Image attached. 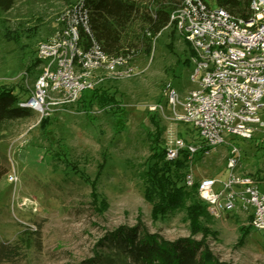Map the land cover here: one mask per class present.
<instances>
[{
  "label": "rangeland",
  "instance_id": "374dc122",
  "mask_svg": "<svg viewBox=\"0 0 264 264\" xmlns=\"http://www.w3.org/2000/svg\"><path fill=\"white\" fill-rule=\"evenodd\" d=\"M14 1L11 9H0V88H14L28 100L40 72L37 46L62 28L61 14L77 0ZM130 64L131 75L99 85L102 96L121 100L118 109L106 108V99L92 100L85 91L75 102L51 104L52 112L43 116L50 120L46 130L34 110L0 124V249L21 244L16 254L0 255V264H90L97 253L108 252V232L136 225L169 241L202 240L222 262L264 264V230L249 227L250 220L236 213L215 216L209 211L201 221L207 230L198 231L195 224V232L186 211L153 212L145 197L144 171L152 155L151 137L160 129L155 119L164 127L165 140L173 129H189L200 140L193 124L173 120L164 88L172 83L183 100L200 81L192 78L196 66L190 44L171 26L152 42L150 52L143 50ZM158 103L163 112L149 110ZM260 115L264 120V108ZM225 137L242 150L235 173L244 168L255 177L264 166V129L251 139ZM58 142L65 144L66 154L53 158ZM227 142L204 157L195 154L190 173L196 181L224 172ZM10 174L17 180L10 181ZM260 184L264 191V181Z\"/></svg>",
  "mask_w": 264,
  "mask_h": 264
},
{
  "label": "built area",
  "instance_id": "2783aa9c",
  "mask_svg": "<svg viewBox=\"0 0 264 264\" xmlns=\"http://www.w3.org/2000/svg\"><path fill=\"white\" fill-rule=\"evenodd\" d=\"M60 20L62 28L50 40L38 44L40 72L30 98L18 103L41 117L52 112L51 104L75 102L83 91L104 79L134 72L129 58L110 57L95 39L85 41L81 29L92 34L88 10L82 1L68 6ZM169 25L190 44L196 66L192 78L199 79L200 87L188 91L183 100L170 82L164 92L172 107L173 120L193 124L202 144L187 142L173 129L165 140L166 157L174 159L184 148L191 155L199 147L211 150L227 142L226 134L251 139L256 131L264 129L260 115L264 108V0H251L247 18L224 7H212L206 0H183L171 11ZM148 108L164 111L159 103ZM228 145L224 172L198 181L201 198L215 216L233 211L239 202L245 209L249 204L253 210L250 226L263 231L264 192L252 176L235 173L242 150L234 142ZM9 178L17 180L15 174ZM186 181L191 186L196 180L190 173Z\"/></svg>",
  "mask_w": 264,
  "mask_h": 264
},
{
  "label": "trees",
  "instance_id": "16d2710c",
  "mask_svg": "<svg viewBox=\"0 0 264 264\" xmlns=\"http://www.w3.org/2000/svg\"><path fill=\"white\" fill-rule=\"evenodd\" d=\"M77 1H82L88 10V26L92 36L81 29L85 41L95 39L101 49L110 57L125 56L129 60H133L143 50L145 52L152 50V42L163 29L170 26L171 11L183 0ZM210 1L228 9L236 16L244 18L250 16L251 0ZM14 3V0H0V9L9 10ZM136 24L139 25L136 26ZM171 27L174 31L176 30L174 26ZM99 85L100 83L85 91L93 94L92 100L95 98L100 101L106 99L110 104L106 108L118 109L121 106L119 104L121 100L114 95L109 98L102 96L103 94L99 92L103 88ZM21 100L23 99L15 92L14 88H6V86L0 88V124L31 115V109L19 106L18 103ZM155 120L157 128L160 129L157 130L154 137H151L152 155L147 163L148 167L144 171L145 197L152 204L154 213L186 211L195 232L201 229L207 230L201 221L209 218V205L200 196L199 182L195 181L193 185L189 186L186 177L190 174L195 154L200 152L204 157L205 151L210 148L199 147L197 152L192 155L187 148H184L176 158L168 159L165 139L162 138L164 127L159 126L160 120ZM49 123L50 120L43 117L40 126L46 130ZM178 133L189 143L202 144L201 137L200 140L194 139L190 136L189 129H179ZM58 145L60 147L56 154H52L53 158L60 154H66V150L63 149L65 144L58 142ZM47 152H51V149H48ZM195 224L200 229H197ZM104 240V246L107 247L108 252L97 253L90 264H231L219 261L202 240H196L189 236L169 241L156 233H149L140 225L120 226L108 232ZM20 247L21 244L18 242L11 246L3 244L0 255L12 256L19 251Z\"/></svg>",
  "mask_w": 264,
  "mask_h": 264
},
{
  "label": "crops",
  "instance_id": "0c3cea01",
  "mask_svg": "<svg viewBox=\"0 0 264 264\" xmlns=\"http://www.w3.org/2000/svg\"><path fill=\"white\" fill-rule=\"evenodd\" d=\"M238 173L239 174H247L246 172H244V168H242L241 172H238ZM215 176H217V175H215ZM255 177H253V178L257 180L259 188L261 190V187H260L261 184L260 183H261V181H264V166L263 167H259V170H257V172L255 174ZM262 192H264V191H262ZM252 211L253 210L249 211V209H245L243 207V204L241 203V204H238L233 211L228 212V213H232L233 212V213H236V214L242 216L243 218H246L247 220H251Z\"/></svg>",
  "mask_w": 264,
  "mask_h": 264
}]
</instances>
